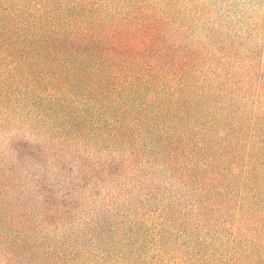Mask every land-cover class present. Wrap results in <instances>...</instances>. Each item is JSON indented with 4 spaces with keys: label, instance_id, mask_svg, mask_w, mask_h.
<instances>
[{
    "label": "trees",
    "instance_id": "obj_1",
    "mask_svg": "<svg viewBox=\"0 0 264 264\" xmlns=\"http://www.w3.org/2000/svg\"><path fill=\"white\" fill-rule=\"evenodd\" d=\"M190 22L175 0H0V138L26 130L0 139L8 264H264V171L222 155L240 75Z\"/></svg>",
    "mask_w": 264,
    "mask_h": 264
},
{
    "label": "rangeland",
    "instance_id": "obj_2",
    "mask_svg": "<svg viewBox=\"0 0 264 264\" xmlns=\"http://www.w3.org/2000/svg\"><path fill=\"white\" fill-rule=\"evenodd\" d=\"M36 1L27 0V4ZM175 2L191 19L190 27L197 32V39L205 38L206 31L218 34L224 45V58L228 64L234 63L240 75L241 82L234 87L235 95L224 99L220 106L222 155L232 156L228 164L233 168L264 171V0ZM24 132V128L7 127L1 131L0 139L24 136ZM48 179L50 184L55 178ZM93 205L90 204L89 210ZM66 230L69 232L70 228ZM0 264H8L5 257L0 256Z\"/></svg>",
    "mask_w": 264,
    "mask_h": 264
}]
</instances>
